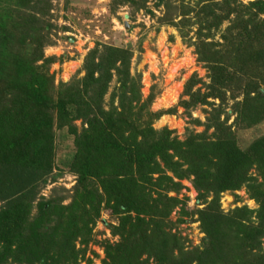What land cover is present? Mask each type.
I'll list each match as a JSON object with an SVG mask.
<instances>
[{
  "label": "trees",
  "instance_id": "16d2710c",
  "mask_svg": "<svg viewBox=\"0 0 264 264\" xmlns=\"http://www.w3.org/2000/svg\"><path fill=\"white\" fill-rule=\"evenodd\" d=\"M205 1L200 8L199 0L197 7H181V19L173 23L185 27L188 13L195 10L199 28L193 45L210 71L209 91L201 96L190 93V100L180 105L207 104L208 98L219 103H209L215 107L204 132L190 133L181 142L170 138L168 129L152 127V120L163 112L146 111L151 99L140 103L138 83L129 72L130 51L113 46L100 53L90 50L84 76L55 89L42 72L53 58L43 57L42 48L50 41L36 16L48 12L50 4L0 0V264H78L85 249L76 250L75 241L80 238L87 245L90 240V224L98 217L102 199L98 190L119 215L118 225L110 226L119 241L103 243V264H148L151 258L154 264H264V133L245 147L237 136V131L264 121V0L246 5ZM155 2L165 9L160 21L172 23L176 9L171 0ZM128 3L138 1L113 0L112 11ZM225 20L222 42L208 41L213 35L202 30L217 31ZM228 100L233 101L231 124L228 115L220 119ZM54 127H66L73 136L69 169L76 183L66 206L63 195L37 197L54 168ZM210 128L213 132L206 135ZM157 159L178 178L194 176L198 201L212 195L197 210L206 235L201 250L185 252L162 231L177 201L158 189L177 190L179 184L164 174L153 179L160 172ZM252 167L260 181L248 173ZM55 179L52 175L51 181ZM243 185L258 207L222 212L219 195ZM33 203L37 215L30 220Z\"/></svg>",
  "mask_w": 264,
  "mask_h": 264
},
{
  "label": "rangeland",
  "instance_id": "374dc122",
  "mask_svg": "<svg viewBox=\"0 0 264 264\" xmlns=\"http://www.w3.org/2000/svg\"><path fill=\"white\" fill-rule=\"evenodd\" d=\"M46 1L50 4L49 11H45L42 15L38 13L36 16L42 21L39 22V26H45L41 29L42 34L50 41L42 48L43 57L53 58L50 63L45 64L46 68L42 72L50 81L52 79L55 89H58L61 83H68L84 76L83 64L90 50L97 48L100 53L106 46L124 48L132 55L129 72L138 83L140 103H147V100L151 99L146 111L163 112L152 120V127L158 131L163 128L168 129L171 131L170 138L175 137L181 142L190 133L204 132L207 117L214 110L213 108L218 106L219 101L208 98L207 104L197 103L187 108L180 105V101L190 100V93L201 96L209 91L207 85L210 83V71L195 53V45H193L196 40L195 32L199 28L198 24H194L195 10L188 13L189 22L186 20L185 27L173 25L181 19L179 15L181 7H197L198 0H171L176 9L172 23L160 21L165 9L156 7L155 0H146L144 4L141 0H134L138 3L119 5L114 11L111 5L113 0ZM235 1L237 4L246 5L253 0ZM207 2L199 0V8ZM227 25L228 21L225 20L217 31L214 28L203 29L202 33L213 35L208 37V41L222 42L221 32ZM182 32L186 33L185 37L182 36ZM41 63L40 61L37 64ZM114 79L105 95V102L115 85ZM53 94L55 96V93ZM232 103V100L227 101V105L223 107L225 112L220 117L222 120L228 115V124L234 119ZM167 110L172 112H165ZM74 123L80 127V120ZM53 132L54 168L52 174L48 176L46 185L40 188L37 197L47 199L52 195H63L65 198L62 205L66 206L72 200V189L76 183V175L69 169L74 154L73 136L68 133L66 127H54ZM212 132L213 129H207L206 135ZM263 133L264 121L250 129L237 131L238 143L241 147H245ZM169 153L173 152L169 151ZM157 160L160 172L154 173L153 179L164 174L174 183L179 184L177 190L158 189V192L177 201L166 217L162 231L175 238L185 252L201 250L206 235L201 228L197 210H201L212 199V195L210 193L206 200L198 201L197 190L193 185L194 176L178 178L164 166L161 160ZM173 160L181 162L182 169L187 168V164L177 157ZM248 173L260 181L255 167H252ZM52 175L56 178L55 181H51ZM100 195L102 199L99 214L94 218V223L90 224L89 242L84 245L80 243V238L75 241L76 250L85 249L84 258H79L78 264H103L105 258L103 243L114 245L119 241V236L113 235L110 228L111 225H118L119 215L113 212L110 205H106L102 191L98 190V196ZM153 195L155 197V194ZM242 206L252 210L258 207L244 185L237 190H226L219 195V207L224 213ZM36 215L35 203H33L29 219L33 220ZM47 224L51 225V223ZM39 226L43 229L44 222L41 221ZM261 241L264 247V239ZM173 254H178L177 249L173 250ZM145 257L144 255L142 258ZM148 264H154L152 258L149 259Z\"/></svg>",
  "mask_w": 264,
  "mask_h": 264
}]
</instances>
